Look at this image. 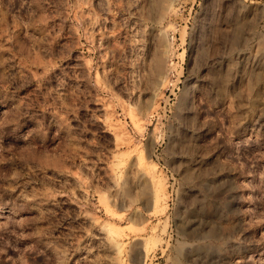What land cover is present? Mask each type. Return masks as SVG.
<instances>
[{
	"label": "rangeland",
	"instance_id": "1",
	"mask_svg": "<svg viewBox=\"0 0 264 264\" xmlns=\"http://www.w3.org/2000/svg\"><path fill=\"white\" fill-rule=\"evenodd\" d=\"M0 264H264V0H0Z\"/></svg>",
	"mask_w": 264,
	"mask_h": 264
}]
</instances>
